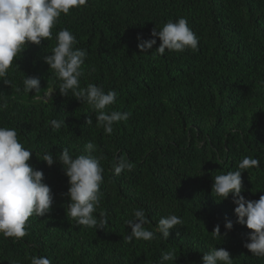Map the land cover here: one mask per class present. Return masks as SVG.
<instances>
[{
    "label": "trees",
    "instance_id": "trees-1",
    "mask_svg": "<svg viewBox=\"0 0 264 264\" xmlns=\"http://www.w3.org/2000/svg\"><path fill=\"white\" fill-rule=\"evenodd\" d=\"M181 17L199 38L196 50L161 55L155 37L156 45L141 52L138 44L153 38V28ZM62 28L87 52L80 87L114 90L116 102L106 111L128 113L111 134L82 99L60 94L61 81L45 62ZM24 76L39 78L38 93L23 90ZM4 79L11 83L0 80V103L8 105L0 126L15 128L33 151L30 162L44 173L54 202L49 213L29 218L24 237L0 234V264H31L33 256L51 264H160L167 251L176 259L166 264H203L215 247L229 251L233 264H264L243 246L251 230L237 222L232 194L219 201L212 193L216 175L238 170L251 156L260 166L242 170L241 195L264 194V0H88L61 14L51 39L28 44ZM53 119L65 124L55 130ZM88 142L104 170L96 213L107 216L103 229L77 225L66 214L68 178L60 162L42 161L45 152L58 158L64 148L84 154ZM120 157L133 168L116 175ZM140 208L157 235L129 242L125 221ZM169 214L183 225L165 239L157 226ZM216 225L221 237L212 234Z\"/></svg>",
    "mask_w": 264,
    "mask_h": 264
},
{
    "label": "clouds",
    "instance_id": "clouds-1",
    "mask_svg": "<svg viewBox=\"0 0 264 264\" xmlns=\"http://www.w3.org/2000/svg\"><path fill=\"white\" fill-rule=\"evenodd\" d=\"M88 0H0V80L10 85L4 79L13 65L14 60L26 49L28 44L39 45L44 39L53 37V29L59 22L61 14H69L72 9L85 6ZM152 39L143 40L138 44L141 52L147 53L152 49L159 37L160 44L156 49L161 55L165 50L182 52L186 49L196 50L198 37L188 25L186 18L169 20L159 30L153 28ZM56 44L51 55L45 57V62L61 81L59 92L67 96L71 91L77 99H82L97 113V126L102 127L108 134L113 132L115 123L127 120L128 113L120 111L107 112L106 109L116 102L117 93L109 90L107 93L101 86L89 83L86 88L80 87V78L83 75L82 65L87 52L76 47V36L67 28L60 29L55 35ZM137 40L141 36L137 35ZM24 91L35 93L40 91V80L36 77L23 78ZM19 91V88H17ZM8 107L7 102L0 103V111ZM89 119L87 124H91ZM50 124L59 130L64 119H53ZM95 144L88 142L85 153L73 156L68 148H64L58 158L45 152L42 161L51 166L54 161L61 163L68 178L69 197L66 214L72 217L77 225L90 228H106L108 219L105 213H99L100 185L103 182V168L100 158L92 155ZM33 151L25 147L13 127L0 126V234L8 238H22L27 234V222L33 215L44 216L52 209L54 195L49 185L44 182V173L36 170L31 164ZM260 161L251 156H245L238 164L236 171H228L216 175L212 184V193L220 197L219 201L227 199L232 194L236 205L234 213L237 222L251 231L248 234L250 242L243 246L256 257H264V194L259 199H246L242 170L258 168ZM133 164L125 157H120L114 168L116 175L124 170H131ZM147 220L145 210L140 208L134 211V218L125 221L131 228L127 240L133 239L151 241L156 238L157 232L149 230L145 225ZM177 225H183V220L174 214L161 217L157 231L167 239L170 230ZM226 229H232L231 222H227ZM214 237L220 236V227L216 225L212 231ZM173 251L162 253L160 264L174 261ZM203 264H233V258L224 248H212L202 256ZM15 264V262H13ZM31 264H51L45 256L31 257Z\"/></svg>",
    "mask_w": 264,
    "mask_h": 264
}]
</instances>
